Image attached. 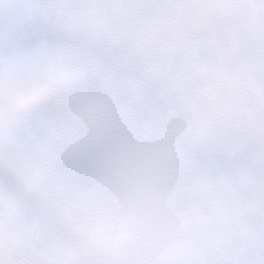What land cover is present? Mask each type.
I'll use <instances>...</instances> for the list:
<instances>
[{
  "label": "snow or ice",
  "instance_id": "obj_1",
  "mask_svg": "<svg viewBox=\"0 0 264 264\" xmlns=\"http://www.w3.org/2000/svg\"><path fill=\"white\" fill-rule=\"evenodd\" d=\"M0 264H264V0H0Z\"/></svg>",
  "mask_w": 264,
  "mask_h": 264
}]
</instances>
